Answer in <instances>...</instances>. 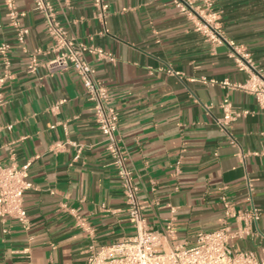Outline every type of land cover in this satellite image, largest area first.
Returning <instances> with one entry per match:
<instances>
[{
	"label": "crops",
	"instance_id": "0c3cea01",
	"mask_svg": "<svg viewBox=\"0 0 264 264\" xmlns=\"http://www.w3.org/2000/svg\"><path fill=\"white\" fill-rule=\"evenodd\" d=\"M52 0L78 40L113 52L88 54L119 115L117 138L139 186L149 224L173 221L181 238L226 223L230 245L264 258V105L245 89L206 84L203 76L243 83L249 71L236 44L264 69V0H214L224 39L198 30L175 0ZM30 28L17 39L0 0V163L31 161L24 196L28 226L0 220V264H86L91 246L134 231L121 179L74 67L50 70L53 40L32 0H16ZM38 64L30 69V56ZM248 110L225 126L222 100ZM54 125V126H53ZM223 196L236 216L224 214ZM254 209L256 212L254 213ZM77 214L87 226L77 223Z\"/></svg>",
	"mask_w": 264,
	"mask_h": 264
},
{
	"label": "built area",
	"instance_id": "2783aa9c",
	"mask_svg": "<svg viewBox=\"0 0 264 264\" xmlns=\"http://www.w3.org/2000/svg\"><path fill=\"white\" fill-rule=\"evenodd\" d=\"M32 1L34 8L43 15L47 32L53 40L54 55L46 62L47 66L50 70H60L72 65L92 101L95 120L113 157V163L121 179L128 217L134 227L132 234L119 240L91 246L87 252L86 264H264V258L258 256L256 252L236 249L230 245L232 233L227 223L214 230H198L192 239L179 237L172 220L162 231L149 224L143 212L145 206L138 197L139 186L116 135L119 115L111 104L108 87L96 77V69L87 57L88 54H94L99 58L115 61L114 53L103 47L82 42L69 34L58 19L52 0ZM175 1L180 11L193 19L198 30L213 39H224L220 12L215 8L214 0ZM4 3L10 22L16 28L18 41L25 43L30 28L21 21V15L24 13L18 10L16 0H4ZM94 3L99 10V16L105 18L109 3L106 0H94ZM232 46V54L239 68L249 71L248 79L236 84L228 79L218 80L203 76L202 81L206 84H222L245 89L264 105V69L259 68L249 53L240 46L236 44ZM9 48L7 42H0V53L4 57L8 55ZM37 64V53L33 52L30 56V69H35ZM8 76L7 72L0 74V102L2 88ZM221 106L224 112L220 120L222 126L238 116L249 113L248 110L237 111L228 97L222 100ZM30 164L31 161L23 164L0 163V220L13 217L24 226H28L24 196L34 187V183L29 179ZM223 202L225 216H236L234 206L226 196H223ZM77 223L80 226H87L86 219L79 214Z\"/></svg>",
	"mask_w": 264,
	"mask_h": 264
}]
</instances>
